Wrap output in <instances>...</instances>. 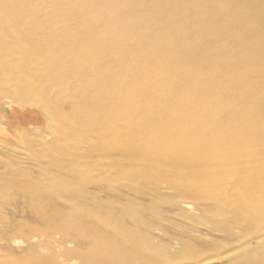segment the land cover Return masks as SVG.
Returning <instances> with one entry per match:
<instances>
[{
  "label": "bare ground",
  "instance_id": "bare-ground-1",
  "mask_svg": "<svg viewBox=\"0 0 264 264\" xmlns=\"http://www.w3.org/2000/svg\"><path fill=\"white\" fill-rule=\"evenodd\" d=\"M14 103L42 107L55 139L41 149L122 151L110 156L122 193L168 188L221 231L228 207L246 214L243 246L264 264V0H0V112L18 120ZM26 113L20 122L39 127ZM9 135L0 129V143ZM19 189L15 210L34 225L0 223V264H141L149 253L135 212L51 213L48 182Z\"/></svg>",
  "mask_w": 264,
  "mask_h": 264
},
{
  "label": "rangeland",
  "instance_id": "rangeland-1",
  "mask_svg": "<svg viewBox=\"0 0 264 264\" xmlns=\"http://www.w3.org/2000/svg\"><path fill=\"white\" fill-rule=\"evenodd\" d=\"M14 106L19 114L18 120L8 117V111L5 107L3 108V111L0 112V129L3 131L5 130V132L8 131L10 134L7 136L8 140L6 144L0 143L1 225L5 224L7 228L6 224L10 223H17L18 225L31 223V226H33L34 222L32 219L34 216L32 217L28 215V213H21L19 210L18 212L15 210V207L18 204H21L20 196L23 194L19 188H22L23 190L28 186H34L35 182H39V184L41 182H48L49 186L58 190L56 193L46 198L47 202H49L48 206L51 213L66 212L75 207L98 212H135L139 217V220L132 221L136 223L138 222L137 231L140 234L147 235L148 238L146 240H150L151 237V241L148 242L147 245L149 253H147L145 257H141V255L137 254V258L140 259L141 264H158L157 262L159 260H157L153 254H150L151 250L161 254L163 262H169L171 264H176L177 262L185 264H251V251H249L248 248L245 249L243 246L245 241L251 239V228L240 224V220H242L246 214L244 215L241 212L237 213L231 211L232 209L229 207L227 208L228 214L232 215L223 220V222L228 224V231L234 233L237 229H240L237 230L238 232H235L234 235L232 232L229 233L224 230L226 233L228 232L226 235L223 229L221 231V228H217L221 222L209 219L200 206L195 204V201H192V208L194 210L192 208V210L182 209L179 205H175V203L171 202L169 199L174 197V193L168 188H161L154 192L145 189L146 187H144L145 191H143V193H135L132 192V190L125 189L122 193V191L119 190L120 188H115L110 185V178L116 176L120 165V161H113L110 156L117 158V155H120L122 151L120 152L112 149L114 153L109 155L111 150L107 149L93 154L92 151L85 150L87 149L85 145L86 143H81L79 147H65L63 145L41 149L39 143H46L48 145L49 142L51 143L54 141L53 139H55L53 131L49 128L50 125H47L46 123L45 127L41 126L42 122H46L42 107H31L30 105H19L17 103H14ZM30 110L32 112H30ZM27 111L28 113L25 115L26 119H30L31 122L38 124L39 127L27 128L26 121L20 122V116ZM32 143L34 145H31ZM74 151L75 155L79 154V157H67L69 152ZM87 152L89 154L84 155ZM126 154L128 155L129 151H127ZM69 162L73 163V167L67 166ZM46 164L47 166L50 165L51 168H47V166H45L46 168L41 167V165ZM4 167L7 169L4 170ZM160 168L166 169L167 165L164 163ZM12 176L13 178H11ZM18 176L19 178H17ZM14 179L16 184L14 186L13 184H10L11 188H7V184ZM15 187L18 188V193L16 192ZM104 187L105 189H108V191L105 190ZM101 189H104V192ZM114 192H117V194H114ZM17 198L19 199V202ZM158 198L162 199V202H158L157 204L156 201ZM13 200L16 201L17 205ZM8 206H10L9 208L11 210L8 209ZM172 208H179L183 211H180L179 209L172 210ZM203 217H205L206 220H204L205 218ZM153 218L158 219L154 220ZM209 222H212V224L210 225ZM216 223L219 224L217 225ZM214 224L217 227H215ZM209 228H212V231L213 229L216 230V232L219 231V233L217 232L218 234H216L214 233L215 231L212 232ZM2 229H4V227H2ZM235 235L241 237L237 238ZM249 236L250 238H248ZM210 237H216L213 239L214 242H211L213 240H210L212 239ZM173 239L176 240H174L175 242L179 241V243H175ZM165 243H169V248L167 245H163ZM172 243H174V246L176 247V249L174 248L175 250H173L174 246ZM209 244L211 245L209 246ZM160 248L162 249L160 250ZM163 249H166L168 254L165 253ZM167 249L170 250L167 251ZM171 253L172 256H169ZM248 253L249 257L245 255Z\"/></svg>",
  "mask_w": 264,
  "mask_h": 264
}]
</instances>
